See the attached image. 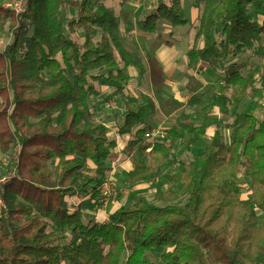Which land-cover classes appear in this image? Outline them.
<instances>
[{
	"label": "trees",
	"instance_id": "obj_1",
	"mask_svg": "<svg viewBox=\"0 0 264 264\" xmlns=\"http://www.w3.org/2000/svg\"><path fill=\"white\" fill-rule=\"evenodd\" d=\"M103 1L81 0L65 22L61 13L72 0H0V153L10 157L20 143L16 175L1 188L0 264H153L149 255L157 250V264L263 262L257 210L264 212V109L256 110L264 99V0H196L202 5L186 66L224 67L230 94L192 93L187 105L197 108L182 111L165 139L153 141L145 138L151 98L126 101L118 133L131 135L124 147L133 164L128 183L160 184L150 198L135 195L98 223L85 221L68 201L73 195L99 201L116 146L91 99L101 85L127 81L128 66L143 69L137 49L119 35L118 13ZM150 1L151 10L135 22L140 32H156L159 21L189 23L183 0ZM5 27L10 40L1 46ZM249 52L254 66L238 61ZM246 97L251 103L240 110ZM217 100L231 119L197 123ZM209 126L214 131L202 150L178 159L179 143ZM240 173L249 179L246 198L237 189Z\"/></svg>",
	"mask_w": 264,
	"mask_h": 264
},
{
	"label": "rangeland",
	"instance_id": "obj_2",
	"mask_svg": "<svg viewBox=\"0 0 264 264\" xmlns=\"http://www.w3.org/2000/svg\"><path fill=\"white\" fill-rule=\"evenodd\" d=\"M81 0H72V2L65 8V10H62V16L64 18V21L76 17L79 6H80ZM118 0H105L103 3L105 6L112 10L113 13H118L119 21L121 19L122 22H119L121 25V29L119 30V35L123 38V41L125 45L128 47V49L136 48L134 46V33L137 31L135 21L139 18H143L152 8L151 1L150 0H123V4L119 5ZM138 4L137 5V11H133V19H129L128 21H125L124 15L121 16L120 10L122 11L123 8L126 7L127 4L132 3ZM132 4V5H133ZM183 7L186 11L187 17L191 20L190 24L182 25V26H171L165 21H159L157 24L156 32L151 33L150 36L145 37L146 43L151 46L152 44L157 45H164L168 48H174L176 51L174 60L176 62H181V66H183L185 63V55L188 50L189 46V36L192 39L193 33L195 31V27L197 25L198 16L200 13V7L202 3H199L200 7L196 5V0H183L182 1ZM221 11H219L217 15V20L219 22ZM82 31H78V37L81 39ZM264 39V36H263ZM10 40V35L7 31V27H5L4 32L2 33V41L1 46H4L8 41ZM154 41H160L158 43H154ZM198 46H201V41L198 42ZM145 62L147 63L146 70H143L142 74L140 75V78L137 80L139 84L137 86L132 87L133 85L128 83L129 77L127 76V81L124 82H115L113 81L111 84H104L105 86H110L113 83L120 85V88L128 87L127 92L129 94H132L135 96L136 99H141V96L143 94H146L152 98L153 102V108L148 107L147 112L151 114L149 116L150 123H152V120L154 121L152 124L155 126H151L152 128L159 129L161 131H166V128L170 127L174 122L175 118L182 112H193L197 107L189 108L187 105V99L192 93H202L204 97H208L211 94H217V95H227L230 94V87L226 86L225 84V72L224 67H220L216 72H213L207 65L202 64H195V67L193 71L195 74H202L203 77L200 79V86H196L195 82H193L194 77H186L184 74H181L185 72L184 70H180L179 72H176L175 74H181L176 75L175 77H170L167 79H163L162 71H160L159 65L154 63V61L147 56L144 57ZM239 60H246L250 66H254V64L257 63V58L252 54V52L247 53V55L240 57ZM179 64V63H178ZM183 64V65H182ZM184 68V67H183ZM127 74V72H125ZM186 84V85H185ZM146 87H145V86ZM103 86V85H101ZM196 86V88H194ZM130 88V89H129ZM118 98H120L122 101L124 100V97L121 95H118ZM169 98V99H168ZM113 99V98H111ZM110 99V100H111ZM262 109L256 110L257 115H260L264 109V99H262ZM251 101L248 97L244 98L240 105V110H246ZM123 106V102L121 103ZM227 107L223 105L222 101L217 100L215 102V105L209 109L208 117L206 119L200 118L197 123H203V122H211L215 118H223L225 120H230V114L226 112ZM156 120V122H155ZM146 122V121H145ZM147 123V122H146ZM158 126H157V125ZM214 128V127H213ZM212 127L208 128L205 133L200 134L198 136L188 135L183 141L179 143L176 149L177 158L180 160H188L195 154H198L203 146L209 141L210 133L213 130ZM223 134L225 137V141H229V129H224ZM140 155L137 151L134 152V156L138 157ZM5 157V155H2L0 153V173L3 171V167L1 165L2 158ZM113 158V157H112ZM117 159V158H116ZM117 160H114L116 163ZM177 168L176 165L170 166L164 169V171H175ZM110 178V174L108 179ZM160 181L154 182V183H147L145 185V188H139L140 192L143 193L146 197L150 198L152 193L155 191V188L157 185H159ZM109 183V180L107 181ZM109 185V184H108ZM127 184L124 183L121 180L120 183H116V188L114 190L115 193H117V190L123 192V190H129L132 189L131 187H127ZM162 187L163 184H161ZM113 186V185H112ZM115 186V185H114ZM113 186V187H114ZM122 189V190H121ZM237 189L239 192V195L242 198H246L249 195L250 188H249V179H247L245 176H243L242 173L238 175L237 178ZM122 195V194H121ZM120 195V196H121ZM136 194L133 195V193H130V198L135 197ZM110 197H114L111 195ZM109 197V198H110ZM117 197V196H116ZM108 198V199H109ZM119 197H117L118 199ZM128 198V199H130ZM115 199V200H117ZM101 204V203H99ZM103 204V203H102ZM1 208V206H0ZM258 215V221L260 223L264 222V212L257 210ZM165 250V249H164ZM161 253V250L155 251L153 255H149L150 259L153 261V264H157L160 262L159 260V254ZM124 259V255L122 257V260Z\"/></svg>",
	"mask_w": 264,
	"mask_h": 264
},
{
	"label": "crops",
	"instance_id": "obj_3",
	"mask_svg": "<svg viewBox=\"0 0 264 264\" xmlns=\"http://www.w3.org/2000/svg\"><path fill=\"white\" fill-rule=\"evenodd\" d=\"M133 3L134 2L127 4L126 7L122 9V11L120 10V14L121 16L124 15L125 21H128L129 19H133V11L136 12L138 9L137 8L138 4H133ZM187 18L189 20L188 24H190L191 20L189 19V17ZM122 21L120 19V22ZM150 35H151L150 33L140 32L139 30H137L134 33L135 42L133 43L141 57L143 69H141L142 70L141 71L139 68H136L134 66H128L126 69L127 76L129 77L128 83H130V85L132 84L133 85L132 87L134 88L135 86L139 84L137 80L140 78V75L142 74L143 70H146V66L148 62H145L144 57L147 56L149 59L151 58L154 61V63L159 65L160 71L164 73L163 79L175 77L176 75H181L185 73L184 75L186 77L193 76L194 77L193 82H195L196 86H200V79L203 76L202 74H195L193 69L196 63L202 64L205 66L207 64L201 61H196L192 68H188L186 64L184 65L182 64L183 66H181L180 64L181 62H176L174 60L175 53L177 50H175L174 48L165 47L164 45L152 44L151 46H149L146 43L144 36L147 37ZM188 36H189L188 38L190 39L191 38L190 35ZM153 42L158 43L160 41L157 42L153 40ZM180 70H184L185 72L181 74H175L176 72L180 73ZM196 86H194V88H196ZM127 88L128 87L120 88V85L115 84V83H113L110 86L103 85L100 87V91H101L100 95L98 97L92 98L91 103L94 104L98 110L96 120L101 121L106 126L108 138L115 140L116 142V146L112 150L111 156L106 162L107 166L110 169L107 174V181L109 180L108 186L112 188L113 190H115L116 183L121 184V180H122L124 183L127 184L126 185L127 187H131L132 189L123 190V192L121 193L120 191L117 190V193L113 194L114 197H110L103 204H99V201H96L95 199H92L89 196L73 195L71 197H68V201L72 204L73 207H79L83 211L85 221L93 220L94 222H98V223L107 222L108 216L111 213L116 211L121 205L128 204L131 201V199H133V197L130 198V193H133V195L143 194L142 192H140L139 188H145V186L149 184L147 183V185H145L146 182H138L133 185H130L128 183V178L126 177V174H125L127 171L132 169V166H133L132 156H129L124 152V147L126 146L131 135L129 133L119 134L118 128L120 127V125L123 123V120H124L125 102L130 101L131 103H133L135 101L140 100V99H136L135 96H133L132 94H129L127 92ZM118 95L123 96L124 100L122 101L120 98H118ZM143 95H146V94H143ZM142 96H141V99H142ZM122 102H123V106L121 104ZM148 107L153 108V106L152 107L148 106ZM148 107L145 110V120L147 122L146 124L150 126H155L154 124H152L154 122L153 120H152V123H150L149 116L151 114L147 112ZM210 127L212 126L207 127L205 131H207L208 128ZM213 131H214V128L212 132L210 133V137L212 136ZM138 157L136 156L135 158H138ZM116 158L119 161L115 163L114 160H117ZM88 169H90L89 174L93 175L94 173L93 165L91 162H88ZM109 174H110V178L108 179ZM112 185L113 186L115 185V186L113 187ZM116 196L119 198L117 199Z\"/></svg>",
	"mask_w": 264,
	"mask_h": 264
},
{
	"label": "built area",
	"instance_id": "obj_4",
	"mask_svg": "<svg viewBox=\"0 0 264 264\" xmlns=\"http://www.w3.org/2000/svg\"><path fill=\"white\" fill-rule=\"evenodd\" d=\"M10 4H7V6ZM13 8H19V3H15ZM166 137V131H161L159 129L152 128L145 133V138L147 140H164ZM20 153V143L16 142V145L13 147L10 157H3L1 161V165L3 167L2 173H0V206L4 208V202L1 198V188L4 184L10 182L12 178L16 175V164L18 155ZM101 197L99 199V203H105L106 200L113 194H115L114 190L108 186V183H104L101 189ZM264 264V261L259 263Z\"/></svg>",
	"mask_w": 264,
	"mask_h": 264
}]
</instances>
